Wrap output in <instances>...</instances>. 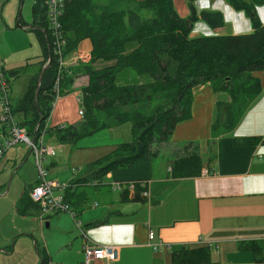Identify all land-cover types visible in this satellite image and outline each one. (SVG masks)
Wrapping results in <instances>:
<instances>
[{
	"label": "crops",
	"instance_id": "crops-1",
	"mask_svg": "<svg viewBox=\"0 0 264 264\" xmlns=\"http://www.w3.org/2000/svg\"><path fill=\"white\" fill-rule=\"evenodd\" d=\"M186 1L172 0L173 6L180 4L177 10L175 8L179 16L187 14ZM198 1L204 7L213 0ZM255 9L264 23V5L256 6ZM220 11L225 23H229L231 33L250 30V23L241 12L229 6H224ZM30 21L23 22L17 14L15 26L33 30L29 28ZM200 29L203 31L201 35L213 33L204 24L200 25ZM36 38L40 45L37 35ZM40 50L34 62L27 63L24 60L23 64L5 69L25 66L18 74H26L22 94L39 67L45 63L41 45ZM90 50V40L82 38L74 49L65 54L72 75L64 80L65 89L62 90L65 92L52 102L47 126L67 125L80 118L77 111L81 107V94L87 83L85 67L89 66ZM109 63L96 60L92 64ZM251 75L259 79L260 92L251 99L233 127L217 137L210 135L214 105L217 99L228 101L227 95L213 92L208 83L192 88L190 116L175 124L169 143H197L201 167L195 176L172 177L169 158H159L158 155L130 167L112 168L99 179L74 182L75 178L88 177L85 165L110 152L121 140H100L102 133L97 132L94 137L84 139L81 143L57 142V148L65 150L66 163H70L66 166L63 161L58 166L50 158L48 162L54 164L55 168L51 174L46 173V178L70 183V187L63 190V196L69 200L75 216L72 219L67 212H58L47 215L40 222L36 209H28L27 214H20L16 210L17 202L21 194L28 192L36 181L35 177L33 180L22 179L23 188L13 205L14 218L16 214L24 219L32 218L34 222L38 220L40 229L42 225L47 230L45 235L38 236L32 230V221L29 226L31 233H27L21 224V227L14 226V233H10L6 239H0V256H4V261L13 255L17 258L26 256L27 264H81L82 246L87 243L116 246L112 257L91 259L89 264H172L170 251L180 247L188 250L207 248L210 261L207 264H264L254 262L250 251L239 248L244 242L264 241V70ZM16 77H8L12 101L22 95L11 96V79ZM50 132V137L55 138L54 131ZM0 136L3 139L1 124ZM48 144L53 149V154L48 156L53 157L55 148L51 143ZM16 159L12 160V166ZM114 183H133L134 188L128 189L127 185L120 190L113 187ZM135 185L146 192L143 195L139 191L143 200L121 201V191L124 190L130 198ZM67 189L72 192V197L68 199L65 196ZM50 225L51 228L54 226L52 232L48 228ZM148 231L152 232L151 240L159 243L156 249L149 244ZM16 261L10 262L17 264Z\"/></svg>",
	"mask_w": 264,
	"mask_h": 264
},
{
	"label": "trees",
	"instance_id": "trees-1",
	"mask_svg": "<svg viewBox=\"0 0 264 264\" xmlns=\"http://www.w3.org/2000/svg\"><path fill=\"white\" fill-rule=\"evenodd\" d=\"M226 3L248 19V32L220 33L225 25L222 12L197 9L194 0L186 1L187 14L183 17L176 12L172 0H63L59 16L64 39L62 52L65 55L74 49L82 38L90 40L89 66L85 67L87 83L80 99L81 118L67 125L47 126L45 132L54 131L56 141L66 144H75L82 137L124 122H129L130 133L129 140L118 142L110 152L86 164L88 177L75 178L74 182L99 179L112 168L130 167L155 158L161 145L169 144L175 124L189 118L194 86L208 83L213 92H224L228 97V101H215L211 137L233 127L260 92L259 79L251 74L264 70V23L255 9L264 5V0ZM44 9L43 0H32L29 28L36 32L45 62L48 56L49 62L42 72L39 67L20 97L11 99L20 125L32 136L43 128L55 99L57 66L49 51ZM198 20L213 33L190 36ZM96 60L110 63L93 66ZM24 67L5 70L6 77L18 76ZM125 69L146 80L117 83V74ZM71 75V69L62 75L58 95L65 92L64 80ZM175 144L178 147L171 152V176L197 175L201 167L197 143ZM134 190L130 198L121 191V201L143 200L139 194L142 188L135 185ZM71 193L66 190L67 199L72 197ZM28 209L37 211V206L24 191L16 210L27 214ZM239 248L250 251L254 262L264 263V241L244 242ZM170 259L172 264L210 262L207 248L172 249Z\"/></svg>",
	"mask_w": 264,
	"mask_h": 264
},
{
	"label": "rangeland",
	"instance_id": "rangeland-1",
	"mask_svg": "<svg viewBox=\"0 0 264 264\" xmlns=\"http://www.w3.org/2000/svg\"><path fill=\"white\" fill-rule=\"evenodd\" d=\"M204 2H206V0H204ZM31 3L32 0H0V63L5 69L18 66L21 63L23 64L24 60H26L27 63H32L36 59H38L39 54L41 52L40 45L36 38L35 32L27 28L15 26V19L17 14L23 22L30 21ZM200 4L201 2H199L198 0L195 1V6L200 9L207 8L222 10L224 6H228L226 0H213L210 3H206L204 7H201ZM179 6V3L174 4V8H176V10L179 8ZM258 14L260 15V13ZM202 24L206 26V24L202 20H198L197 23H194L189 32V35L200 36L203 32L200 29V25ZM238 24L241 23L238 22ZM230 30L231 29L229 23H225L224 27L221 30V33H231ZM197 32L199 33L197 34ZM93 66L98 65L95 64ZM25 80L26 74H24V72H22L14 80L11 79L12 97H17L22 94ZM144 80H146V77H137L132 71L125 69L117 74L116 82L123 84L129 82L135 83ZM97 132L102 133L99 138L100 140L119 139L121 141H126L130 139L129 122H124L120 125L111 127V129H102ZM95 133L90 136L80 138L76 141V143H81L84 139H91V137H94L93 135ZM51 135V132L46 133L44 136V142H49L53 145V147L55 148V155L53 157H49L48 155H46L47 157L44 156V159L41 163L42 168L46 170V173L48 175L51 174L55 168L54 164H49L48 160L50 158L56 161L55 164H57L58 166L59 162L64 161V164H66V166H69L70 163H66L67 159L65 155V150L63 148H57L58 143L55 138L50 137ZM2 141L3 139L0 136V144L2 143ZM177 147L178 146L173 143H169L166 145L162 144L158 153L159 156H157L159 158L163 156L164 158H169L170 160L171 152L177 149ZM2 154V157L0 156V239H6L10 233H14L16 230L14 226L25 227L27 233H31L32 231H30L29 229L31 221L33 222L32 230H34L38 236H41L42 234L45 235V231L47 230V228L41 225L40 229V225H38V220H35L34 222L32 218L24 219L20 216H16V214L14 218L13 205L23 188L22 179L33 180L34 177H37V171L35 168L32 154H29L27 152V149L23 143H16L15 145L6 148L4 150V153ZM16 156H18V160L16 159ZM19 157L21 159H19ZM14 158L16 159V162L15 165L12 166V160ZM20 160H22L21 164ZM18 164H20L19 167L14 170V168ZM17 217L19 222L17 220ZM48 228H50V232H52L54 226H52L51 228L50 225ZM32 237L36 239V236L33 234ZM8 257H6V259H8ZM14 260H17V264H27L26 256H21V258H17L15 257V255H13L7 261H4V256H0V264H11V262H13Z\"/></svg>",
	"mask_w": 264,
	"mask_h": 264
},
{
	"label": "built area",
	"instance_id": "built-area-1",
	"mask_svg": "<svg viewBox=\"0 0 264 264\" xmlns=\"http://www.w3.org/2000/svg\"><path fill=\"white\" fill-rule=\"evenodd\" d=\"M62 2L63 0H43V5L45 7L44 13L46 16V24L49 34V51L57 66L53 82L55 98L58 96L59 81L62 75L69 73L70 70V65L66 61L65 55L62 52L64 39L59 22ZM9 84V79L5 74V68L0 63V124L3 127V141L0 144V156L6 148L18 142L23 143L26 146L28 153L32 154L37 171L36 181L28 189V196L31 201L36 203L38 213L37 217L39 221L42 222L47 215L58 212H67L73 219L75 212L71 209L68 201L63 196V190L70 187V183L47 179L46 170L43 169L41 165L44 156L53 154L52 147L48 144V142H44L47 118L44 121L43 128L36 136L29 134L25 128L20 125L19 119L12 110ZM77 113L81 117L82 109L80 108ZM127 185L129 186L127 187ZM127 185L114 183L113 187L120 190L125 189L126 187L128 189L134 188L133 183H128ZM141 192L143 195L146 194L144 189ZM75 226L78 227L77 222H75ZM147 238L151 247L156 249L159 243L151 240V231H148ZM115 250V245H89L85 243L82 246L81 264H89L91 259L101 257L110 258L115 254Z\"/></svg>",
	"mask_w": 264,
	"mask_h": 264
},
{
	"label": "water",
	"instance_id": "water-1",
	"mask_svg": "<svg viewBox=\"0 0 264 264\" xmlns=\"http://www.w3.org/2000/svg\"><path fill=\"white\" fill-rule=\"evenodd\" d=\"M46 39V38H45ZM46 44H47V40H46ZM48 62H49V56H48V58H47V61H46V63L41 67V72H42V70H43V68L48 64ZM40 78V74H39V77H38V79Z\"/></svg>",
	"mask_w": 264,
	"mask_h": 264
}]
</instances>
